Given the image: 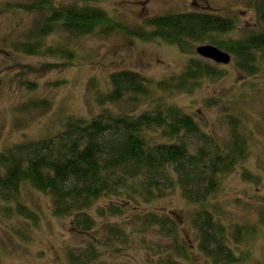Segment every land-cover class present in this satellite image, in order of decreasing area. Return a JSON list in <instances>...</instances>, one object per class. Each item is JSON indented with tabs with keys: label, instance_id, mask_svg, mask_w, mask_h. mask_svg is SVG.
<instances>
[{
	"label": "trees",
	"instance_id": "trees-1",
	"mask_svg": "<svg viewBox=\"0 0 264 264\" xmlns=\"http://www.w3.org/2000/svg\"><path fill=\"white\" fill-rule=\"evenodd\" d=\"M57 1L18 0L3 4L8 11L40 15L26 33V40L15 47L16 52L64 61L45 64L30 73L42 75L73 66L70 50L45 43L55 33L83 37L98 29L105 35L123 32L146 43L162 41L175 46L189 58L180 74L162 81L152 82L131 71L114 73L110 76L111 88L95 95L101 113L90 120L70 115L60 121L53 134L0 152L2 210L8 211L18 223L34 225L39 217L21 202L20 193L24 187H31L45 194L51 200L53 217L70 220L74 235L86 242L85 247L69 248V264H93L110 247L113 255L120 251L112 239L127 240L130 236L127 226L156 227L176 243L178 221L170 213L160 215L145 210L151 203L179 190L187 203L202 207L190 215L200 253L212 264L245 261L248 253H236L235 248L253 236L256 228L239 227L230 236L221 219L203 206L217 195L222 180L249 158L250 137L243 132L241 121L230 116L229 140L218 143L203 132L191 115L164 96L191 93L199 80H216L225 75L210 61L196 57V44L228 52L243 74L258 75L264 63V0H256L255 4L257 20L263 28L239 39L227 37L235 30L236 21L213 12L155 16L146 20L143 28L132 30L97 6L105 0H91L96 5L82 7L58 6ZM58 83L54 86H61ZM31 87L28 89L32 90ZM142 99L150 100L154 107L139 115L115 114L107 108L124 100L136 105ZM50 108L48 100L32 99L17 110L31 113ZM242 177L256 179L246 171ZM102 201H106L103 206ZM127 218V224L118 222ZM100 227L105 232L104 238L97 235ZM174 252L175 258L168 255L158 264L189 261L184 244Z\"/></svg>",
	"mask_w": 264,
	"mask_h": 264
},
{
	"label": "rangeland",
	"instance_id": "rangeland-1",
	"mask_svg": "<svg viewBox=\"0 0 264 264\" xmlns=\"http://www.w3.org/2000/svg\"><path fill=\"white\" fill-rule=\"evenodd\" d=\"M7 2L18 0H0V152L53 134L59 129L60 121L64 122L70 115L90 120L101 113L95 95L111 88L110 76L114 73L131 71L157 82L180 74L189 58L175 46L162 41L146 43L123 32L105 35L98 29L83 37L55 33L45 43L70 50L73 66L33 74L30 72L35 68L64 61L16 52L15 47L26 40V33L40 15L8 11L3 6ZM56 4L96 5L91 0H59ZM255 4L256 0H105L97 6L132 30L143 28L145 21L155 16L213 12L236 21L235 30L227 37L239 39L263 28L257 20ZM210 62L225 75L216 80H199L191 93L164 97L191 115L203 132L218 143L229 140L230 116L241 121L243 132L250 137L249 158L222 180L217 195L203 207L221 219L230 236L239 227L256 228L253 236L235 248L236 253H248V258L237 264H264V63L258 75L247 76L232 61L229 65ZM56 82L61 86H54ZM32 99L48 100L51 108L31 113L17 110ZM125 100L107 108L115 114L135 116L153 104L146 99L136 105ZM243 171L253 174L255 181L244 180ZM20 198L38 215L39 221L34 225L18 223L8 211L2 210L0 201V264H69V248L86 246V242L74 235L71 221L53 217L50 198L31 187H24ZM105 204L106 201L100 202L101 206ZM146 207V212L170 213L178 221L177 242L147 224L127 226L130 235L127 240L112 239L120 251L113 255L110 247L93 264H158L168 255L175 258L174 249L183 244L188 249L189 261L182 264H212L200 253L197 232L190 224V215L201 206L187 203L177 190ZM127 220L118 222L127 224ZM100 228L93 235L104 238L105 232Z\"/></svg>",
	"mask_w": 264,
	"mask_h": 264
},
{
	"label": "water",
	"instance_id": "water-1",
	"mask_svg": "<svg viewBox=\"0 0 264 264\" xmlns=\"http://www.w3.org/2000/svg\"><path fill=\"white\" fill-rule=\"evenodd\" d=\"M196 52L201 58L218 65H229L232 61V57L228 52H224L212 45L197 47Z\"/></svg>",
	"mask_w": 264,
	"mask_h": 264
}]
</instances>
